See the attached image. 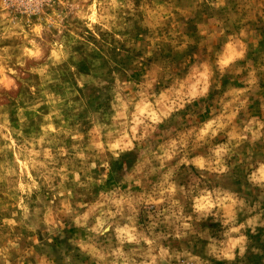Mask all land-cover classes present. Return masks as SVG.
<instances>
[{"label":"rangeland","instance_id":"1","mask_svg":"<svg viewBox=\"0 0 264 264\" xmlns=\"http://www.w3.org/2000/svg\"><path fill=\"white\" fill-rule=\"evenodd\" d=\"M263 90L264 0H0V264H264Z\"/></svg>","mask_w":264,"mask_h":264},{"label":"crops","instance_id":"2","mask_svg":"<svg viewBox=\"0 0 264 264\" xmlns=\"http://www.w3.org/2000/svg\"><path fill=\"white\" fill-rule=\"evenodd\" d=\"M253 98V104L248 106L249 112L245 113L246 118L239 128V136L245 137L252 146L260 144L264 148V90L253 95ZM261 162L264 165V158Z\"/></svg>","mask_w":264,"mask_h":264}]
</instances>
